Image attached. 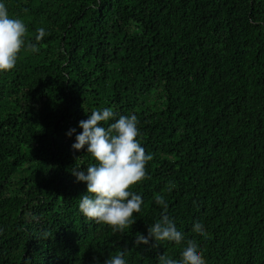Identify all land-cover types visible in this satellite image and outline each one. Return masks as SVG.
<instances>
[{"label": "trees", "instance_id": "obj_1", "mask_svg": "<svg viewBox=\"0 0 264 264\" xmlns=\"http://www.w3.org/2000/svg\"><path fill=\"white\" fill-rule=\"evenodd\" d=\"M4 2L28 38L49 34L0 73V264L179 258L183 244H135L156 195L207 264H264V0ZM104 107L135 114L152 155L123 234L82 216L71 171L95 161L66 133Z\"/></svg>", "mask_w": 264, "mask_h": 264}, {"label": "clouds", "instance_id": "obj_2", "mask_svg": "<svg viewBox=\"0 0 264 264\" xmlns=\"http://www.w3.org/2000/svg\"><path fill=\"white\" fill-rule=\"evenodd\" d=\"M48 34L41 27L33 38H28L24 21L10 16L4 0H0V73L16 66L22 48L38 53L39 43ZM138 124L135 114L123 115L104 107L91 111L87 119L79 121L81 132L72 128L66 133L69 137L76 133L71 145L73 150L85 149L95 161L86 169H81L79 164L71 169L78 182L86 183V194L78 199L80 213L122 234L135 222L134 214L141 212L143 198L131 187L146 178V164L152 159L138 139ZM154 203L161 208L160 217L148 226L146 235L135 237V244L149 245L150 241H154L152 246L164 241L183 244L179 258L163 253L158 255L157 264H207L200 242L186 239L185 233L167 214L165 197L156 195ZM192 230L207 235L203 220H196ZM103 264H128V261L125 252L120 251L108 256Z\"/></svg>", "mask_w": 264, "mask_h": 264}]
</instances>
